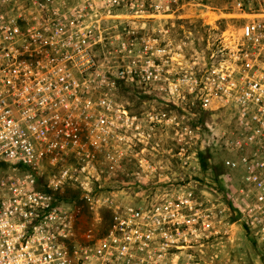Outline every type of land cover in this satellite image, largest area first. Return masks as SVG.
Returning <instances> with one entry per match:
<instances>
[{
  "label": "built area",
  "instance_id": "2783aa9c",
  "mask_svg": "<svg viewBox=\"0 0 264 264\" xmlns=\"http://www.w3.org/2000/svg\"><path fill=\"white\" fill-rule=\"evenodd\" d=\"M121 1L0 0V264H201L202 239L237 223L264 256V0H236V32L189 59L167 29L122 26ZM123 84L182 111L183 166L215 140L211 201L184 179L140 200L119 189L141 141Z\"/></svg>",
  "mask_w": 264,
  "mask_h": 264
},
{
  "label": "rangeland",
  "instance_id": "374dc122",
  "mask_svg": "<svg viewBox=\"0 0 264 264\" xmlns=\"http://www.w3.org/2000/svg\"><path fill=\"white\" fill-rule=\"evenodd\" d=\"M104 1L107 4V0ZM235 1L123 0L114 10L120 15L122 26L127 20L133 21V35L158 34L159 30L167 29L166 38L173 42L176 50L182 48L186 59H189V56L192 58L196 55V51L199 54L208 52L209 46L218 36L236 32L241 19L234 9ZM244 1L254 4L257 2ZM207 12L218 15V18L208 23L205 16ZM112 21L113 17H106L107 25ZM141 44L139 41L135 47L138 48ZM173 69L176 70V66ZM117 97L128 111L139 116L138 135L141 137V141L134 146L132 170L128 171L129 175L125 172L119 176L121 180H130L133 185L121 186L119 189L132 194L133 199L140 200L147 195L155 197L173 192L179 187V180L184 179L189 182V187L198 199L203 202L211 201L214 194L204 185L206 180L212 179L210 176L213 172L223 170L219 161L225 155L219 151L211 135L208 134V139L205 140H209V145L198 150L195 156L185 154L184 158L188 161L183 166L179 158L181 155L177 153L179 147L186 146L183 139L180 142L177 140V130L182 132V123L174 122L179 120L182 113L179 107L173 106L160 91L143 90L136 84L120 86ZM190 111L192 120L199 116L201 121L204 120L205 117L199 115V110ZM185 114L189 116L188 112ZM192 120L191 124L194 123ZM202 157L210 162L212 171L192 167L194 159L201 166ZM190 159L192 163L189 167ZM101 217L100 224L105 226L109 218L108 212H104ZM227 231L202 239L201 264H264V256H259L258 244L238 223L230 225Z\"/></svg>",
  "mask_w": 264,
  "mask_h": 264
},
{
  "label": "trees",
  "instance_id": "16d2710c",
  "mask_svg": "<svg viewBox=\"0 0 264 264\" xmlns=\"http://www.w3.org/2000/svg\"><path fill=\"white\" fill-rule=\"evenodd\" d=\"M200 161H201V169L202 168L205 169V170L207 169V171H208V169L210 168V162H206L203 157L201 158ZM220 172L221 171H215V172H213V175H211L210 178H212L213 180H215L216 179V174H219Z\"/></svg>",
  "mask_w": 264,
  "mask_h": 264
},
{
  "label": "bare ground",
  "instance_id": "6f19581e",
  "mask_svg": "<svg viewBox=\"0 0 264 264\" xmlns=\"http://www.w3.org/2000/svg\"><path fill=\"white\" fill-rule=\"evenodd\" d=\"M205 16L207 17V21L208 23H211L213 20L217 19L218 18V15H215L214 13L212 12H207L205 13ZM205 17V18H206Z\"/></svg>",
  "mask_w": 264,
  "mask_h": 264
}]
</instances>
